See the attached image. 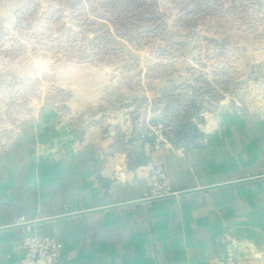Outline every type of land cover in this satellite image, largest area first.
<instances>
[{
  "label": "crops",
  "instance_id": "0c3cea01",
  "mask_svg": "<svg viewBox=\"0 0 264 264\" xmlns=\"http://www.w3.org/2000/svg\"><path fill=\"white\" fill-rule=\"evenodd\" d=\"M98 76L65 84L66 110L40 103L0 146V264H21L29 231L59 242L62 264H264V102L222 106L203 146L176 149L151 143L132 106L101 107ZM154 166L179 193L138 201Z\"/></svg>",
  "mask_w": 264,
  "mask_h": 264
},
{
  "label": "rangeland",
  "instance_id": "374dc122",
  "mask_svg": "<svg viewBox=\"0 0 264 264\" xmlns=\"http://www.w3.org/2000/svg\"><path fill=\"white\" fill-rule=\"evenodd\" d=\"M263 54L264 0H0V146L40 103L66 110L65 84L96 73L101 107L132 106L155 144L203 146L222 106L264 102Z\"/></svg>",
  "mask_w": 264,
  "mask_h": 264
},
{
  "label": "built area",
  "instance_id": "2783aa9c",
  "mask_svg": "<svg viewBox=\"0 0 264 264\" xmlns=\"http://www.w3.org/2000/svg\"><path fill=\"white\" fill-rule=\"evenodd\" d=\"M173 190L168 172L161 166H154L147 176V189L138 201L150 202L178 194ZM24 256L21 264H62L61 244L53 237L30 231L22 239Z\"/></svg>",
  "mask_w": 264,
  "mask_h": 264
},
{
  "label": "trees",
  "instance_id": "16d2710c",
  "mask_svg": "<svg viewBox=\"0 0 264 264\" xmlns=\"http://www.w3.org/2000/svg\"><path fill=\"white\" fill-rule=\"evenodd\" d=\"M146 137L150 140L151 143L154 141L153 136H146ZM169 140L171 141V143H175L173 139L170 138Z\"/></svg>",
  "mask_w": 264,
  "mask_h": 264
}]
</instances>
